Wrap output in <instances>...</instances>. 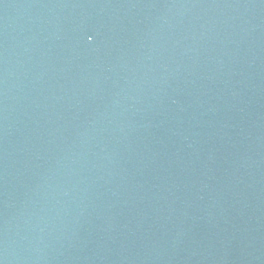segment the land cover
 Instances as JSON below:
<instances>
[{"label":"water","instance_id":"1","mask_svg":"<svg viewBox=\"0 0 264 264\" xmlns=\"http://www.w3.org/2000/svg\"><path fill=\"white\" fill-rule=\"evenodd\" d=\"M0 264H264V0H0Z\"/></svg>","mask_w":264,"mask_h":264}]
</instances>
